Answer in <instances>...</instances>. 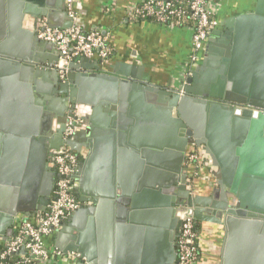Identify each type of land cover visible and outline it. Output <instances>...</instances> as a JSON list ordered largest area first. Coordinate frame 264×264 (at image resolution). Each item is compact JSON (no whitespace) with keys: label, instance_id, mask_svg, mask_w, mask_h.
Listing matches in <instances>:
<instances>
[{"label":"water","instance_id":"water-1","mask_svg":"<svg viewBox=\"0 0 264 264\" xmlns=\"http://www.w3.org/2000/svg\"><path fill=\"white\" fill-rule=\"evenodd\" d=\"M25 1L29 0H9V5L11 6L12 2L13 4L17 2L20 6L24 4L23 6H26L24 13L31 12L32 7ZM74 6L76 4L73 5L72 12L76 16L73 17L72 24L76 21L81 25ZM226 28L216 32L222 37L218 45L213 47L214 41L208 39L202 67L192 71L186 83L177 90L158 88L143 81L140 76L143 68L139 69L137 78L133 76L132 80L121 79L118 73L113 75L100 73L101 68L88 65L92 63V59L89 58L72 62L66 78L62 81L55 67L60 60L59 53L55 62L51 63L52 69L49 71L57 84L52 96L42 95L36 88V99H33L32 90H25L26 97L28 93L26 102L30 105L33 104V100L36 102L34 108L36 125L30 123L26 127V115L21 111L19 113L18 109L11 110L13 114L10 116L5 115L1 109L4 100L0 99L2 119L0 130L10 132L11 129L26 127L30 131L25 134L27 138L20 139L0 135V210L6 211L0 213V237L6 238V235L12 232L17 217L28 213L26 208L32 206L29 204L33 203L34 198L36 212L45 211L55 201L53 194L57 180L53 169L55 156L61 153L65 145L77 153L83 148V145L74 138L64 139L70 116L82 122H90L93 139H88V144H84V147H89L92 151L87 163L90 168L97 158L96 137L101 133L98 125L102 109L107 107L110 111L114 110L118 102L125 106L131 93L137 96L141 93L154 94L166 99L165 116L169 122L167 130L171 140L169 146L173 145L172 139L177 132L182 134V144L177 148L178 154L175 157L171 156L173 163L170 169L173 172L170 173V188L167 189L170 196L165 212L169 234L164 239L167 250L161 264H177L174 234L180 230L184 220L194 217L197 221H214L209 219L210 216H205L204 212L192 209V196L189 198L188 206L184 204L182 207L177 205L174 197L177 183L173 179L186 162L187 145L193 143L198 147L204 146L205 153L218 168L212 175L219 182L224 204L217 206L221 210L213 213L219 212L216 215L222 220L220 218L215 222L222 223L226 233L222 264H264V166L261 170H257V166L247 164L236 166L237 161L264 162V0H256L253 11L235 16L226 23ZM6 47L7 43L0 45V75L5 74L7 69L21 70L31 75L34 65L29 62L39 63V59L33 58L30 54H25L26 56L10 54ZM218 56L224 58L225 64L215 76L217 83L209 86V72L205 74L204 79L199 80V77L218 60ZM41 74L37 68L36 76ZM13 84L17 85V81ZM16 95L11 89L6 101L19 102ZM47 100L53 104H50V109L47 107L44 111L43 106ZM57 103L59 106H56ZM49 110L55 111L53 118H56L58 123V136L52 139V146L50 139L46 137L36 139L32 137L35 133L34 127L36 136L40 134L38 124L41 117L44 119L48 117L46 113ZM242 118L258 119L251 122L254 128L247 136L244 129L247 123L244 124ZM232 122L238 124V127H234ZM258 125L260 127L256 128ZM108 126L109 123L105 127ZM80 127L81 125H78L77 130ZM105 130L104 133L111 134ZM187 137L192 140L188 141ZM53 149L56 151L53 152ZM186 172L187 169L184 168V173ZM122 177L125 179V174ZM89 181L87 176L85 180H81L80 189L84 196L79 200L81 202L91 200L94 206L77 210V215L87 217L88 226L87 228L81 226L76 230L74 226L64 225L57 233L60 239V242H57L59 251L64 255L68 253L79 255L80 260L76 264H159L156 263L157 259L153 258L151 250L153 249L151 246L157 240L156 235L153 233L141 237L140 227L130 243L127 241L121 244L119 232V236L116 237L119 250L116 251V256L114 255L115 228L118 231L129 229L122 225L116 227L115 218L117 215L119 224L128 220L133 221L127 213L129 197H137L132 194L133 188H125L126 182L122 184L120 181L116 197V188L113 184L104 189ZM185 181L184 183L188 184ZM87 196L90 198L87 199ZM20 200H26L27 207L19 204ZM196 203H200L199 200ZM132 206L135 210L140 207L136 201ZM152 214L156 215V211L153 210ZM135 215L134 222L137 223L138 217ZM120 245L124 250H120Z\"/></svg>","mask_w":264,"mask_h":264},{"label":"crops","instance_id":"crops-1","mask_svg":"<svg viewBox=\"0 0 264 264\" xmlns=\"http://www.w3.org/2000/svg\"><path fill=\"white\" fill-rule=\"evenodd\" d=\"M142 1L144 0L75 1L74 5L76 4V6L74 8L77 9V17L83 29L88 31L100 29L105 33L104 35L113 49V55L109 60L101 62L92 59V63L88 65L93 66V68H101L100 73L111 75L118 73L121 79L128 80H132L134 77L137 78L139 69L143 68L140 73L143 81L158 88L177 90L185 83L182 80L183 67L193 53V30L191 27H170L154 21L132 17L130 15L132 6ZM255 1L224 0L221 12L218 15L221 23L220 27L213 31L209 37V40L215 43L212 44L213 47L222 41L221 35H217L216 32L226 30V23L230 22L235 16L253 11ZM25 3L32 7L31 12L24 13L26 9V6H23L24 4L20 6L17 2L14 4L12 2L10 6L9 0H0V45L7 43L6 51L8 53L24 54V56L30 54L33 58L39 59L40 62H29L34 65L31 75L21 70L13 71L12 69H7L5 74L0 75V99L4 100L1 109H3L5 115H12L11 110L16 111V109L19 110V113L21 111L26 115L25 125L27 127L30 123L36 125V110H34L36 102L33 100L31 105L26 102L28 93L26 97L25 90L29 91L31 89L33 99H36V88L39 89L40 94L52 96V92L57 87L55 79L49 71L52 69L51 63L55 62L59 52L54 44L40 40L38 33L47 26L70 28L71 25L76 24V21L72 24V19L76 15L69 9L68 0H29ZM203 58L204 55L201 62ZM220 60L221 58L218 56V60L213 62L208 70L203 72V75H200L199 80L204 79L205 74L209 72L208 85H215L217 83L215 76L220 71L218 69ZM37 68L42 73L38 77L36 76ZM90 72L96 73V71ZM191 75L189 74L188 78ZM14 81H17V85L13 84ZM11 89L17 94L19 102L9 103L6 101L7 94H11ZM126 101L125 106L118 102L115 104L114 110L110 111L109 108L104 107L99 113L98 127L101 129V133L96 137L98 144L97 158L90 165V168H88L87 163L92 151L89 147H84V144H88V139H93L90 122H82L81 127L76 131L74 138L83 145V148L78 152L80 162L74 180V193L78 199L84 196L80 186L81 180H85L86 176L88 181L91 180L104 189L113 184L116 188V197L120 181L122 184L126 182L124 184L127 185L125 188H133L132 194L137 197H129L130 205L127 213L130 220L132 217L133 221L128 220L119 224L116 215V227L122 225L129 227V229L118 231L115 228L114 255L116 256V251L119 250L116 239L119 232L120 243L125 244L127 241L130 243L138 227H140L142 228L141 237H147L153 233L156 235L157 240L151 246L153 248L151 249L153 250L152 256L157 259L156 263L161 264L167 250L164 239L169 234L165 212L170 196L167 192V189L170 188V173L173 172L170 169L171 163H173L171 156L175 157L178 154L177 148L182 144V134L176 131V136L172 139L173 145L169 146L168 143L171 140L167 130L169 122L165 116L166 99H162L159 95L154 96V94L141 93L137 96L131 93ZM50 102L49 100L45 101L44 111L47 107L50 109ZM90 113L89 110L88 115ZM46 114H48V117L45 119L41 117L38 124L40 134L36 136L34 127L33 132L35 131V133L32 137L35 139L46 137L50 139L52 146V139L58 136V123L56 118H53L55 115L54 110H49ZM50 114H53V116H50ZM1 120L0 118V122ZM241 120L244 121V124L247 123V126L244 127L247 136L254 128L251 122L258 121V119L242 118ZM107 123H109V126L105 127ZM232 124L234 127H238L235 122H232ZM26 127L11 129L10 132L0 130V135L15 139L27 138L25 134L30 131ZM258 127L260 126L258 125L256 128ZM104 130L111 134L104 133ZM83 140L85 142H82ZM257 148H262V146H257ZM54 151L56 150L53 149ZM242 164L257 166V170H261L264 166V162L261 160L250 163H239L237 161L236 166L239 167ZM53 169L57 176L56 167L54 166ZM214 171L204 168L201 169V174L195 177L192 209L202 211L205 216H210L209 219L214 220L197 221L199 224L198 241L200 247L197 264H222V250L226 233L224 225L215 222V220L221 218L216 215L219 212H215L216 214L213 212L221 210L217 206L224 204V195L217 178L212 175ZM124 174L125 179L122 177ZM214 180L218 187L212 186ZM89 198L90 196H87V199ZM34 199L32 200L33 203L29 204L32 206L26 208L28 213L24 214L36 213V199ZM197 200L200 203H196ZM135 201L140 205L138 210L133 209L132 205ZM19 202V204L27 207L26 200H20ZM93 206L94 202L90 200L82 202L81 208H91ZM153 210L156 211V215L152 214ZM1 212L6 213L5 210H0ZM135 213L137 214L135 215ZM133 215L138 217L139 223L134 222ZM86 218L77 215L76 211L66 218L65 225L74 226L76 230L81 226L87 228L88 221ZM15 228L14 224L11 229L12 232L6 235L7 239L13 236ZM174 235L176 241L177 232ZM45 241L50 250L59 251L57 248V242H60L58 234L46 238ZM66 244H68L67 241ZM121 249L124 250L123 246L120 247ZM127 249L130 250L131 248ZM44 264L63 263L52 261Z\"/></svg>","mask_w":264,"mask_h":264},{"label":"built area","instance_id":"built-area-1","mask_svg":"<svg viewBox=\"0 0 264 264\" xmlns=\"http://www.w3.org/2000/svg\"><path fill=\"white\" fill-rule=\"evenodd\" d=\"M75 1L68 0L69 9L72 10ZM223 4L224 0H144L132 6L130 15L170 27H191L193 53L184 65L182 75L183 83H186L188 75L201 61L210 34L220 27L218 15ZM38 38L56 46L60 53L56 69L63 80L72 62L81 58L103 62L113 55L110 42L100 29L84 30L77 23L70 28L44 27L39 31ZM81 123L80 119L70 116L64 139H72ZM206 156L209 158L205 153ZM189 160H199L198 154L191 156ZM79 162V154L67 145L55 156L54 164L58 174L53 192L55 201L45 211L17 217L13 236L8 239L0 237V264H44L52 261L76 264L80 260L77 254L64 255L57 250H50L45 241L59 233L65 225V219L82 206V202L74 195V178ZM196 227L197 220L194 217L183 221L178 241L177 264L198 263L200 247Z\"/></svg>","mask_w":264,"mask_h":264},{"label":"flooded vegetation","instance_id":"flooded-vegetation-1","mask_svg":"<svg viewBox=\"0 0 264 264\" xmlns=\"http://www.w3.org/2000/svg\"><path fill=\"white\" fill-rule=\"evenodd\" d=\"M220 58H221V60L219 61V67H218L219 70H221L223 65L225 64L224 63V58H222L221 56H220ZM200 67H202V62L201 61L198 64V67L196 69H198ZM50 104H53L52 101L50 102ZM56 106H59L58 103H57ZM186 139L188 141L192 140V138H189V137H187ZM186 151H187L186 152V158H187L186 162L184 163V166L181 169H179V173L176 174L175 178L173 179L177 183L176 184L177 190H176V193H175V195H176V197H175L176 203H177V205H179L181 207L184 204L188 206L189 198H191V196H192V201L194 200L193 199V195H194L195 177L201 174L200 173L201 169L209 168V169H212L213 171L214 170H218V168L216 166H214L213 162L209 158H207V156L205 157L204 146L198 147L195 143L188 144ZM196 153L198 154V159L199 160L190 162V160H189L190 157L195 155ZM184 168L187 169L186 173H184ZM56 179H57V176H56ZM184 181L188 182V184L184 183ZM215 182H216L215 180H214V182H212V186L218 187L217 183H215ZM197 189H198V187H197ZM179 202H182L183 204L182 203L179 204ZM193 204L194 203H192V205H191L192 207H193ZM66 221H67V219H65L64 223H66ZM196 228L199 230L198 222H197V227ZM181 229H182V223L180 225V230L177 231V238H176V241H175V246L177 247V251H178V241H179V237H180V234H181Z\"/></svg>","mask_w":264,"mask_h":264},{"label":"trees","instance_id":"trees-1","mask_svg":"<svg viewBox=\"0 0 264 264\" xmlns=\"http://www.w3.org/2000/svg\"><path fill=\"white\" fill-rule=\"evenodd\" d=\"M217 1V0H216ZM219 1V0H218ZM75 195V194H74ZM77 198V197H76Z\"/></svg>","mask_w":264,"mask_h":264}]
</instances>
